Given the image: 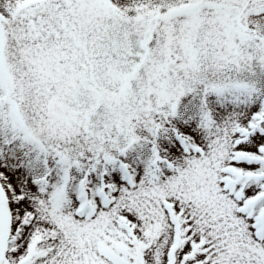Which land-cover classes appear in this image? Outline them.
I'll return each mask as SVG.
<instances>
[{
  "label": "snow or ice",
  "instance_id": "snow-or-ice-1",
  "mask_svg": "<svg viewBox=\"0 0 264 264\" xmlns=\"http://www.w3.org/2000/svg\"><path fill=\"white\" fill-rule=\"evenodd\" d=\"M0 264H264V0H0Z\"/></svg>",
  "mask_w": 264,
  "mask_h": 264
}]
</instances>
